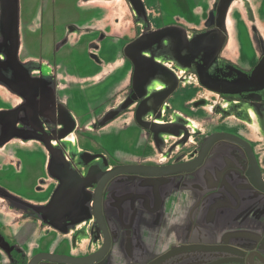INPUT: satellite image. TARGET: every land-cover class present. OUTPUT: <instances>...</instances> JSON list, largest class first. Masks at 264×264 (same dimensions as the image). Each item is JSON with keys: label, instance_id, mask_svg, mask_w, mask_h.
<instances>
[{"label": "crops", "instance_id": "obj_1", "mask_svg": "<svg viewBox=\"0 0 264 264\" xmlns=\"http://www.w3.org/2000/svg\"><path fill=\"white\" fill-rule=\"evenodd\" d=\"M217 3L218 0H195L191 8L187 5L190 9L186 7L183 15H178L167 25L171 27L160 29L152 27L149 15L157 16V19L164 21L165 14L161 12L155 15L153 9H148L146 0H77L78 8L83 7L88 14L103 10L105 17L101 26L108 30L107 35L101 27L96 30L99 20L91 18V21H96V25L91 26L88 31L91 32L90 35L100 32L99 40H92L85 50L88 51L89 48L92 50L94 44H98V41H103L106 37H114L126 42L120 54L124 52L123 54L129 57L133 52V43L143 37L141 47L137 45L136 51L140 49L143 56L153 55L156 61L161 60L162 49L148 39L164 37L163 46L172 50L175 44L178 46L182 44V49L188 47L186 45L188 39L196 46L203 38V34H191V28L200 26L203 31L206 26L204 17L206 9L209 7L208 13H211ZM234 5L240 9L243 7L246 13L245 15L237 9L236 22L246 23L251 30L253 44L258 43L257 38L261 40L264 36L258 24H264V0H234ZM40 19H43V14L39 12L26 26L34 28ZM65 31L68 40L59 46L58 50L60 52L63 49L70 50L69 53L77 48L84 50L79 41L81 30L68 24ZM239 40L240 36L236 44L241 52ZM68 41H71L70 46L67 45ZM202 45L203 41L198 50ZM26 48L25 46L24 49ZM19 50L18 47L17 51ZM239 56L241 59V55ZM93 57L92 60L95 61ZM118 59L119 65L126 61L124 55ZM262 59L255 62L254 66L246 68L248 76L241 80L229 76L232 82L225 83L221 79L222 73L216 74L215 69L204 68L203 75L204 80L211 81L209 89L213 92L225 90L227 87L224 86L227 85H237L236 90L235 87L228 89L236 93L229 100L244 102L242 107L244 113L240 115L233 111L234 115L230 114L228 117L234 121L223 120L222 108L210 104L213 109L209 114L218 115L214 120L215 127L212 133H228L246 141L255 153L264 178V100L257 98L261 96L264 99ZM67 61L68 59H62V62L55 64L52 92L45 89L44 83V78L49 77L50 71L44 73V70L34 68L38 73V76H35L38 77V84L45 91V98L42 95L38 103L28 100L29 96L24 92H16L14 82H10L11 80L6 83L0 81V235L8 242L1 226L14 227L20 222L19 226L12 227L16 233L13 234L12 230L5 232L18 244L30 246L37 240L41 246L37 254L52 253L83 258L99 251L104 243L94 212L95 187L93 185L83 188L69 182L65 171L76 170L79 173L77 169L82 159L95 160V163H90L87 171L92 166L104 169L101 157L105 154L94 153L82 146V135L94 132V122L81 125L79 115L71 108L69 93L76 87L73 82L84 84L86 79L73 78L68 72ZM151 62L153 63V60ZM102 64H108L106 68L111 69V63ZM165 73L160 83L156 81L151 86H155L158 91L167 90L169 93L175 78L170 76L168 70ZM206 76H209V79H206ZM23 82L24 80L21 85ZM85 85L86 88L94 86L90 82H86ZM253 97L254 100H251ZM14 98L19 101L25 99L27 103L24 104L25 116L22 109L20 112L13 111ZM202 98L205 97L200 96L197 100L193 98L191 102L193 111L197 109L195 111L197 115L201 106L205 110L208 106L206 98L200 100ZM165 102L169 106V99ZM220 105L224 107L223 100L220 101ZM225 109H230V105L226 103ZM175 117L183 122V126L193 125L194 134L201 132V129L204 135L208 131V127L205 126L207 120L193 118L195 122L192 124L189 121L191 116L187 117L183 112ZM20 118L22 121H19ZM210 123L213 124L212 121ZM17 130L21 131L23 137L21 140L16 138L11 143L10 140ZM183 132L181 130L179 134L183 136ZM164 143L167 146L169 140H164ZM32 150L34 154L38 152L43 156L41 168L43 175L40 174V170L39 174L36 173L37 180L33 193L35 196L31 192L27 193L32 197H26V200L24 196L11 191L12 189L4 183V180L8 179L2 178V175H8L9 178L25 175L26 164L22 162L24 158L21 155ZM250 166L241 148L231 142H221L212 148L206 166L189 176L187 180H191V185L188 189L173 190L176 181L170 176L164 180L157 176L144 177L142 182L138 181L142 177H134L131 180L125 177L123 181L110 183L104 193L103 211L112 235V245L106 258L95 264H145L176 245L220 244L226 234L242 231L251 235L264 234V194L251 185L248 177L252 175ZM178 180L180 181L181 177ZM187 180L184 179V182ZM135 186L139 187V190L130 191L132 188L136 189ZM21 208H24L26 213L20 221L12 224L11 221ZM194 226L199 231L192 238L191 229ZM36 235H39V238H35ZM48 235L53 236V242L58 241V244L43 242V237ZM190 260L191 258L182 256L173 259L170 264H189ZM199 260L206 258L200 256Z\"/></svg>", "mask_w": 264, "mask_h": 264}, {"label": "rangeland", "instance_id": "obj_2", "mask_svg": "<svg viewBox=\"0 0 264 264\" xmlns=\"http://www.w3.org/2000/svg\"><path fill=\"white\" fill-rule=\"evenodd\" d=\"M6 3H8L7 0H0V81L6 83L11 80L10 82H14L16 92H24L29 96L28 100L38 103L42 95L45 98V91L38 84V77H35L38 76V73L34 68L44 70V73L50 71L49 77L44 78V83L46 84L45 89L52 92L55 64L62 62V59H68V72L73 78L86 79L84 84H76L72 81L76 87H73L69 93L71 108L79 115L81 125L94 122V132L82 135V146L91 149L94 153L105 154L101 157L104 170L120 166L175 165L196 158L203 149L207 136L210 137L215 127L214 120L218 118V115L209 114L213 109L209 106L210 104L222 108L223 120H233L228 117L230 114L234 115L233 111L240 115L244 113L242 109L244 102L237 103L229 100L230 97H233L232 95H236L232 91L238 89L237 85L224 86L227 89L224 88L225 90L219 92L210 91L211 81L204 80V68L215 69L216 74L222 73L221 79L228 83L232 82L229 76L238 77L240 80L245 78L248 74L246 68L254 66L255 62L260 61L264 55V36L261 40L258 37L259 42L253 44L248 25L241 21L236 22V19L238 20L235 17L237 9L245 15L246 13L243 11V7L240 9L234 5V0H218L217 6L211 13H208L209 7H207L204 16L206 20L204 30L202 31L200 26L191 28V34H203V38L196 46L193 41L191 43L188 39L186 44L188 47L182 49V44L180 46L175 44L174 50H172L163 46L164 37H157L155 40L148 39L163 51V58L156 61L153 55L143 56L140 49L136 51L137 45L141 47L142 37L134 43L132 41L133 52L129 56L130 58L123 54L124 52L122 53L126 61L121 65L118 63V58L122 56L120 51L123 50L126 42L119 38L106 37L103 41H98V44H94L92 50L90 48L88 51L85 50L92 40H99L100 32L90 35L91 32L88 31L91 26L96 25V21H91V18L95 17L99 20L96 30L101 27L103 31H106V35L108 34V30L101 26L105 17L103 10L88 14L83 7L78 8L77 0H17L16 8L11 7L10 9L15 12L12 19L7 13ZM194 3L195 0H146L148 9H153L155 15L163 12L166 17L163 21L150 14L149 19L152 27L160 29L171 27V25H167L171 24L178 15H183L187 5L191 8ZM190 8L188 7V9ZM39 12L43 14V19L35 23L34 28L31 26L28 28L26 24ZM86 16L88 17L85 19ZM16 18L15 42L18 43L20 50L13 55L8 46L10 38L7 37L6 23L9 20L12 27ZM68 24L81 30L79 41H81L80 45L84 50L77 48L72 53L66 49L61 52L58 50L59 46L64 45L68 40L64 33ZM258 24L259 30L264 34V24ZM146 25L147 23H145ZM175 35L177 34L175 33ZM239 36L241 52L236 44ZM202 41L203 45L198 50ZM185 43L184 40V45ZM70 44L71 41H68L67 45L70 46ZM25 46L26 49H24ZM239 55H241V59ZM92 57L95 61L92 60ZM102 62L111 63L113 68L110 66L111 69H107L108 64L105 65ZM166 70L170 72L172 78H175L169 93L167 90L158 91L155 86H151L156 81L161 82L160 80L166 75ZM35 73L37 74L34 75ZM206 77L209 79V76ZM22 80H24L23 85H21ZM86 82L93 83L94 86L86 88ZM233 87H235L234 90H228ZM200 96L206 98L208 106L206 110L201 106L197 115L195 112L197 109L193 111L191 102L193 98L197 100ZM167 99H169V106L165 102ZM221 100L224 101V107L220 105ZM25 103L23 98L21 101L17 98L12 99L13 111L20 112L22 109V114L25 116ZM226 103L230 105V109H225ZM181 112L185 113L187 117L191 116L189 121L192 124L195 119L207 120L205 125L208 127L207 133L204 135L201 129V132L194 134L193 125L183 126V122L175 117ZM21 119L19 121H22ZM183 121L185 120L183 119ZM181 130L184 131L183 136L179 134ZM22 137L21 131L17 130L10 142L13 143L16 138L21 140ZM164 140H169L167 146ZM21 157L24 158L22 162L26 164L25 175L12 178L2 175V178L8 179L4 180V183L12 189L11 191L26 199V197L31 198L34 193L39 170L43 175L41 168L44 159L38 152L34 154V150L22 154ZM89 160L82 159L81 163ZM92 163H95V160ZM79 166L81 173L83 171L86 176V167ZM205 166L206 161L196 170L171 176L176 181L173 184V190L190 188L191 180H187L189 176ZM151 176L137 175V177H142L138 180L139 182H142L144 177ZM125 177L127 180H131V177L134 176L128 175L123 178ZM179 177H181L180 181ZM123 178L119 180L123 181ZM184 179L187 181L184 182ZM138 190L139 187L132 188L130 191ZM30 192L32 195L27 194ZM144 206L148 205L144 204ZM25 213L24 208L19 209L11 223L20 221ZM19 224L20 222L12 227L15 228ZM1 227L7 243L14 249V253L11 255L14 260L11 261L9 255L0 252V264H27L41 249L37 240H34L30 246L18 244L5 233L12 230L11 232L14 234L16 230L6 225ZM5 227H7L6 230ZM198 231L196 226L191 229L192 238L198 234ZM52 237L44 236L43 242L58 244V241L53 242ZM35 238H39V235H36ZM231 243L244 249H250L254 245L253 241L247 238H233ZM199 257L192 258L189 264L198 262ZM201 257L207 260L206 256Z\"/></svg>", "mask_w": 264, "mask_h": 264}, {"label": "water", "instance_id": "obj_3", "mask_svg": "<svg viewBox=\"0 0 264 264\" xmlns=\"http://www.w3.org/2000/svg\"><path fill=\"white\" fill-rule=\"evenodd\" d=\"M13 1L14 0H7L8 3L5 5L7 13L12 19L15 12L10 9L11 7L16 8V1ZM6 25L8 28L7 37L8 39L10 38L8 46L9 49L12 50L13 55H15L18 48V43L15 42L17 33V18L12 27L9 20ZM257 98L259 100H264L261 96ZM251 100H254V97ZM221 142L234 143L245 152L246 158L248 159L252 169V175L248 176L250 178L251 185L257 191L264 194V178L252 147L243 139L228 133H215L211 135L207 138L203 149L196 158L180 162L175 165L120 166L106 171L93 166L87 171V168L90 166V162L93 161V159H90L88 162L79 163V165L86 167V176H84L83 171L82 173L80 172L79 165V173H77L78 171L76 170H66L65 174L67 175L69 182L76 183L80 187L89 188L95 185L94 211L104 239L102 248L93 255L83 258H73L67 255L52 253H41L35 256L29 264H95L103 260L109 253L112 245V235L103 213V198L106 187L110 185V183H113L112 181H117V179L119 180L128 175L134 177H137V175H152L164 180L169 176H176L180 173L196 170L205 163L214 145ZM67 169H69L68 165ZM244 172L246 173V170H244ZM231 238H249V240L253 241L254 245L250 249H244L243 247L232 244ZM13 251L14 249H12L11 245L8 244L0 235L1 254L5 253L9 255V258L13 261L14 258L13 260L11 258ZM199 255L206 256L207 260L200 261L198 259V262H195V264H264V234L251 235V233L242 231L234 234H226L220 244L209 245L203 243H191L187 245H176L145 264H170L173 259L180 258L182 256L192 259L198 258Z\"/></svg>", "mask_w": 264, "mask_h": 264}, {"label": "flooded vegetation", "instance_id": "obj_4", "mask_svg": "<svg viewBox=\"0 0 264 264\" xmlns=\"http://www.w3.org/2000/svg\"><path fill=\"white\" fill-rule=\"evenodd\" d=\"M262 61H264V59H262ZM262 61H261V62H262ZM260 64H261V63H260ZM261 69H262V68H261ZM101 163H102V162H101ZM92 167H93V166H92ZM94 167H95V166H94ZM102 170H104V169H102ZM110 170H111V169H110ZM104 171H106V170H104ZM94 186H95V185H94ZM103 200H104V198H103ZM94 212H95V211H94ZM103 213H104V211H103ZM95 217H96V216H95ZM104 217H105V215H104ZM105 219H106V218H105ZM96 220H97V219H96ZM106 222H107V221H106ZM97 223H98V222H97ZM107 224H108V223H107ZM13 253H14V251L12 252V254H13ZM40 254H41V253H40ZM37 255H38V254H36L35 256H37ZM92 255H93V254H92ZM35 256H34V257H35ZM106 256H107V255H106ZM34 257H33V258H34ZM33 258H32V259H33ZM105 258H106V257H105ZM105 258H104V259H105ZM32 259H31V260H32ZM101 261H102V260H101ZM99 262H100V261H99ZM29 263H30V262H29ZM29 263H28V264H29Z\"/></svg>", "mask_w": 264, "mask_h": 264}]
</instances>
